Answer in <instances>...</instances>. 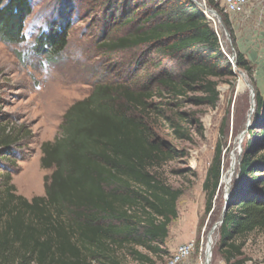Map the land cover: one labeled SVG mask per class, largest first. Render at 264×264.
<instances>
[{
	"label": "trees",
	"instance_id": "1",
	"mask_svg": "<svg viewBox=\"0 0 264 264\" xmlns=\"http://www.w3.org/2000/svg\"><path fill=\"white\" fill-rule=\"evenodd\" d=\"M95 1L105 17L93 42L96 56L106 64L129 56L126 77L98 73L90 94L62 116L55 139L41 145L40 166L50 171L44 196L17 193L1 162H11L18 137L0 127V264H121L124 249L136 264H155L151 256L165 253L183 195L159 174L178 154L160 127L190 141L180 104L215 108L218 79L233 77L218 32L192 1ZM31 13V0H0V41L21 44ZM70 22L67 16L62 27L40 33L33 51L59 55ZM235 65L245 67L241 56ZM193 92L202 96L188 98ZM256 104L235 180L218 211V252L227 264L242 255L237 239L264 231V97L258 93ZM222 173L218 143L202 185L207 213Z\"/></svg>",
	"mask_w": 264,
	"mask_h": 264
},
{
	"label": "rangeland",
	"instance_id": "2",
	"mask_svg": "<svg viewBox=\"0 0 264 264\" xmlns=\"http://www.w3.org/2000/svg\"><path fill=\"white\" fill-rule=\"evenodd\" d=\"M190 1L206 18H211L225 58L229 62L233 59L235 64L241 56L245 67L235 65L233 77L218 79L219 99L215 108L193 106L186 101L180 104L179 112L190 121V141L178 140L167 127H160L164 140L178 154L159 174L168 185L182 190L183 195L177 203V219L169 227L165 247H161L165 253L151 258L155 264H171L177 248L193 241L189 264H227L218 252L221 224L218 211L235 180L252 128L257 93L264 97V0H252L240 15H226L221 4L211 6L210 0ZM31 3L32 13L24 23V41L16 46L0 41V127L18 137L11 148L15 153L11 162L1 164L10 171L17 193L27 199L44 196V177L50 171L40 166L41 145L55 139L66 110L90 94L98 73L113 80L126 77L125 64L130 61L126 55L106 64L96 56L93 42L101 32L102 21L105 22L97 1L31 0ZM67 16L71 22L65 49L53 58L37 55L33 51L37 36L51 27H62ZM225 58L221 59L224 63ZM177 63L172 62L174 66ZM196 96L202 94L187 95ZM218 143L222 145L221 180L225 179L212 210L207 213L202 185ZM209 236L210 256L206 258ZM240 242H243L242 255L230 264H264V231L235 241ZM129 253L128 249L119 253L121 264H136Z\"/></svg>",
	"mask_w": 264,
	"mask_h": 264
},
{
	"label": "built area",
	"instance_id": "3",
	"mask_svg": "<svg viewBox=\"0 0 264 264\" xmlns=\"http://www.w3.org/2000/svg\"><path fill=\"white\" fill-rule=\"evenodd\" d=\"M252 0H213L214 3H219L227 15H240L244 13L246 7ZM230 64L233 67L234 61L230 59ZM234 68V67H233ZM194 242L190 241L177 248L172 257L171 264H189V260L193 253Z\"/></svg>",
	"mask_w": 264,
	"mask_h": 264
},
{
	"label": "bare ground",
	"instance_id": "4",
	"mask_svg": "<svg viewBox=\"0 0 264 264\" xmlns=\"http://www.w3.org/2000/svg\"><path fill=\"white\" fill-rule=\"evenodd\" d=\"M211 240H212V239H211V237L209 236V237H208V242H207V243H208V244H207L208 247H207V250H206V258H209V256H210V245H211Z\"/></svg>",
	"mask_w": 264,
	"mask_h": 264
},
{
	"label": "water",
	"instance_id": "5",
	"mask_svg": "<svg viewBox=\"0 0 264 264\" xmlns=\"http://www.w3.org/2000/svg\"><path fill=\"white\" fill-rule=\"evenodd\" d=\"M208 12L211 14L212 17H215V13H214L213 11L209 10ZM207 19H208V20H211V18H209V17H207ZM232 60H233V59H232ZM233 61H234V60H233ZM233 67L235 68V64L233 65ZM224 179H225V178H223L222 180H224ZM222 180L220 181V184H221ZM228 195H229V192L226 191V198L228 197Z\"/></svg>",
	"mask_w": 264,
	"mask_h": 264
}]
</instances>
